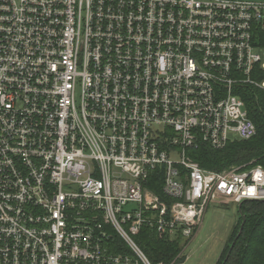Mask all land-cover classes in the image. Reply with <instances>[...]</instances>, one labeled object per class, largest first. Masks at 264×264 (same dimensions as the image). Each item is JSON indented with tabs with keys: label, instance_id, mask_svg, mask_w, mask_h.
Wrapping results in <instances>:
<instances>
[{
	"label": "built area",
	"instance_id": "2783aa9c",
	"mask_svg": "<svg viewBox=\"0 0 264 264\" xmlns=\"http://www.w3.org/2000/svg\"><path fill=\"white\" fill-rule=\"evenodd\" d=\"M251 89L264 2L0 0V264H153L143 229L264 202L261 166L190 156L257 135Z\"/></svg>",
	"mask_w": 264,
	"mask_h": 264
},
{
	"label": "trees",
	"instance_id": "16d2710c",
	"mask_svg": "<svg viewBox=\"0 0 264 264\" xmlns=\"http://www.w3.org/2000/svg\"><path fill=\"white\" fill-rule=\"evenodd\" d=\"M257 135L247 141L231 143L223 150L207 145L190 151L191 158L208 171L222 172L232 167L253 164L264 169V93L251 89L244 98ZM161 194L160 190H156ZM241 232V233H240ZM136 241L153 264H181L185 240L159 239L150 229H143ZM217 264H264V202H245L239 221Z\"/></svg>",
	"mask_w": 264,
	"mask_h": 264
},
{
	"label": "rangeland",
	"instance_id": "374dc122",
	"mask_svg": "<svg viewBox=\"0 0 264 264\" xmlns=\"http://www.w3.org/2000/svg\"><path fill=\"white\" fill-rule=\"evenodd\" d=\"M247 1L264 2V0ZM238 221L237 205H212L193 241L184 244L185 261L181 264H217Z\"/></svg>",
	"mask_w": 264,
	"mask_h": 264
},
{
	"label": "water",
	"instance_id": "95a60500",
	"mask_svg": "<svg viewBox=\"0 0 264 264\" xmlns=\"http://www.w3.org/2000/svg\"><path fill=\"white\" fill-rule=\"evenodd\" d=\"M241 207H242V205L239 206V212H241ZM240 233H241V232H240Z\"/></svg>",
	"mask_w": 264,
	"mask_h": 264
},
{
	"label": "crops",
	"instance_id": "0c3cea01",
	"mask_svg": "<svg viewBox=\"0 0 264 264\" xmlns=\"http://www.w3.org/2000/svg\"><path fill=\"white\" fill-rule=\"evenodd\" d=\"M194 238H195V237H194ZM192 241H193V240H192ZM192 241H191V242H192Z\"/></svg>",
	"mask_w": 264,
	"mask_h": 264
}]
</instances>
